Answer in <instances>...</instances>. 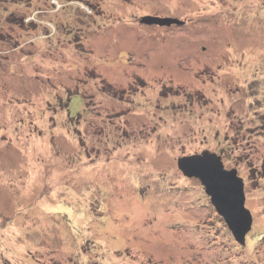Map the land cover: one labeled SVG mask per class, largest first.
I'll return each mask as SVG.
<instances>
[{
	"label": "rangeland",
	"instance_id": "374dc122",
	"mask_svg": "<svg viewBox=\"0 0 264 264\" xmlns=\"http://www.w3.org/2000/svg\"><path fill=\"white\" fill-rule=\"evenodd\" d=\"M0 264H264V0H0Z\"/></svg>",
	"mask_w": 264,
	"mask_h": 264
},
{
	"label": "water",
	"instance_id": "95a60500",
	"mask_svg": "<svg viewBox=\"0 0 264 264\" xmlns=\"http://www.w3.org/2000/svg\"><path fill=\"white\" fill-rule=\"evenodd\" d=\"M148 20L151 24L160 26L178 24L172 19ZM179 167L186 176L196 177L201 181L236 241L245 246L247 235L252 231L253 217L246 208L245 183L239 177L238 171L226 170L222 158L209 151L180 160Z\"/></svg>",
	"mask_w": 264,
	"mask_h": 264
},
{
	"label": "trees",
	"instance_id": "16d2710c",
	"mask_svg": "<svg viewBox=\"0 0 264 264\" xmlns=\"http://www.w3.org/2000/svg\"><path fill=\"white\" fill-rule=\"evenodd\" d=\"M78 10H79V8H78ZM77 99H79L78 97H76L75 99H74V101H73V105L76 103V100ZM69 100H71V98H69ZM70 105H71V102H70Z\"/></svg>",
	"mask_w": 264,
	"mask_h": 264
}]
</instances>
